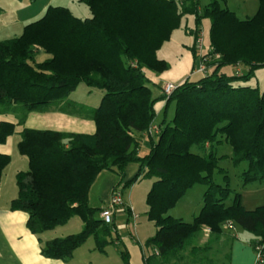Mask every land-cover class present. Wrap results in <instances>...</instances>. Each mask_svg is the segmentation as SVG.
I'll list each match as a JSON object with an SVG mask.
<instances>
[{"label":"trees","instance_id":"obj_1","mask_svg":"<svg viewBox=\"0 0 264 264\" xmlns=\"http://www.w3.org/2000/svg\"><path fill=\"white\" fill-rule=\"evenodd\" d=\"M79 2L88 7L90 18L50 6L20 36L0 40V111H21L19 125L30 113L51 108L75 115L71 109L76 105L68 99L82 83L104 92L100 105L89 114L96 127L93 134L31 128L20 134L18 152L28 158L29 169L16 176L18 196L10 209L26 212L28 229L37 236L74 217L83 222L81 232L42 243V255L66 261L91 237L100 253L120 241L114 221L106 224L104 209L91 207L89 201L91 188L104 171L120 177L114 190L121 187L122 192L138 181H153L146 202L156 233L146 242L152 253L145 264H221V255L229 263L228 242L221 240L226 228L234 225L255 237V249L264 246V205L248 210L240 193L227 204L234 192L228 176L225 186L214 182V174L225 171L212 151L215 143L225 141L232 148L234 166L248 163L242 173L244 185L264 181V89L241 84L264 68V0L246 20L218 0L203 9L199 0ZM187 15L195 17V56L202 22L211 21V50L204 57L209 73L183 81L169 96L154 98L147 72L167 71L158 52ZM40 53L49 58L38 62ZM239 66L248 72H224ZM166 99L164 117L157 124L156 105ZM153 126L158 134H150ZM15 132V124L2 122L0 144ZM146 137L151 149L141 156ZM11 161L10 155L0 154V185ZM131 164L139 165V170L125 182ZM196 185L207 187L199 214L191 222L172 217L170 211ZM120 254L130 264L127 250Z\"/></svg>","mask_w":264,"mask_h":264},{"label":"rangeland","instance_id":"obj_2","mask_svg":"<svg viewBox=\"0 0 264 264\" xmlns=\"http://www.w3.org/2000/svg\"><path fill=\"white\" fill-rule=\"evenodd\" d=\"M177 1L179 4L182 3V0ZM211 1L212 0H199L201 9ZM218 1L223 7H228L231 11H235L237 16L242 20H246L248 17H253L259 6V0ZM0 5L5 9V11H0V20H2L0 22V39L18 37L20 35L19 31L22 25H24L19 21L24 18V14H32L30 21L34 22L40 19V17H42L41 15H43L50 6L67 7L74 13V15L77 17L80 16L79 18L82 19L90 15L88 7L85 4L80 3L79 0H0ZM38 13L39 15H36ZM5 21L7 22L6 24H4ZM210 27V19H204L201 25V34L199 35V38L203 37V41L198 42L199 40H197L195 46L197 56H195L193 52L195 40L192 36L194 30H196L195 17L187 15L182 19L180 28L172 34L171 39L166 42L158 52L159 58H163L167 62V71L163 74L147 72L152 79L150 85L154 98H157L164 93L163 87L166 83H173L178 86L181 82L187 79L196 81L203 76L201 74H194V70L199 67L201 61H204L205 55H207L210 50ZM187 28L189 29L187 30ZM196 35H198V33H196ZM47 58H49L48 55L40 53L37 57V61L43 62ZM224 72L229 75H243L248 72V69L246 67H240V70H238L237 67H226L224 68ZM241 84L258 87L261 90L264 89V68L257 70L249 80L241 81ZM103 96V91L91 88L85 83H82L74 92H72L68 99V101L76 105L75 108L71 109L72 112H76L75 115L64 114L60 111H58L57 114H52L53 108L45 113L32 112L28 115L25 124L19 126L17 131L20 133L23 128L27 127L37 130H56L62 132L93 134L96 127L92 119L89 118V114L92 108H96L100 105ZM166 102L167 99L158 101L156 105L158 118L156 121L160 122L163 119ZM46 113L50 115H44ZM173 115L174 104L169 108L168 117L171 118ZM55 116L60 117V119L57 120ZM18 136H20V134ZM193 151L198 152L199 150L194 148ZM212 151L217 157L221 158L219 166L225 171V173L216 172L213 177L214 182L217 185L225 186L226 183H228L225 180V176H228L230 188L234 192L227 201V204L231 205L233 203L234 194L240 193L242 195L243 205L246 209L253 210L258 206L264 205V194L259 193V190L264 189V181H258L247 186L243 183L242 173L248 168V163L244 162L238 167L234 166L231 161L232 148L225 141L215 143L212 146ZM16 167L17 166L14 165L12 168L15 169ZM152 183V180H142L123 189L125 201L128 205L133 207L135 213L139 217L137 218L136 224L133 219L129 223L124 222V220L120 221L118 224L117 235H121V240L123 242H120V245H108L106 253H100L97 250L94 251L95 240L91 237L84 247L85 256L82 257V259H86L84 264H125L124 259L120 254V250H126L125 243L142 247L147 255L152 253V249L146 247V242L156 233L154 223L149 221L147 216L149 208L146 198ZM206 190V186L196 185L182 198L178 205L171 210L169 214L175 218H182L185 222L193 221L194 217L199 214L203 207V196ZM125 207L127 206L125 205ZM67 226L68 227L55 229V231H52L53 233L50 234H58L60 235L59 237L77 234V232H80L82 229V221L79 217H74ZM70 226L75 228L73 230H68ZM237 228L239 232L243 231L239 226H237ZM205 234L208 233L205 232ZM204 239H207V235H204ZM90 250L94 252L93 256L89 255Z\"/></svg>","mask_w":264,"mask_h":264},{"label":"crops","instance_id":"obj_3","mask_svg":"<svg viewBox=\"0 0 264 264\" xmlns=\"http://www.w3.org/2000/svg\"><path fill=\"white\" fill-rule=\"evenodd\" d=\"M2 10L5 11V9H3V7L0 5V11ZM44 14L45 13H43V15ZM36 15H39V13ZM23 16L24 18L19 21L22 22V24H24L22 25L19 31L20 35L23 33L25 26L31 23L30 20L32 18V14L30 13L24 14ZM90 17H91V13L88 17H85L83 19ZM1 21L2 20H0V22ZM6 23L7 22L5 21L4 24ZM188 29L189 28H187V30ZM0 40H5V39H0ZM210 50H211V46H210ZM159 59L165 60L163 58H159ZM237 69L240 70V66ZM52 111H53L52 114H57L59 109L53 108ZM19 113H21V111H19ZM19 113L16 109H14V111L12 112L0 111V124L2 122H9L16 125L15 134L9 137L5 144H0V154L10 155L12 157V161L10 165L4 170L0 185V264H84L86 259H82V257L85 256L84 247L86 243L81 248H79L70 259L66 261L44 257L41 253L42 243L52 240L54 238H60L59 237L60 235L50 234L53 233L52 231H55V229L52 231L45 232L40 236L34 235L28 229L27 226L29 215L23 211H12L10 209L11 202L14 199H16L18 196V186L16 182V176L19 172H26L29 169L28 158L20 155L17 147L18 143L21 140V136L18 135L21 134L22 132L21 131L19 133V131H17L18 127L21 126L18 123ZM44 115H50V114L46 113ZM55 118H57V120L60 119V117L58 116H55ZM160 122L156 121L157 124H159ZM150 149H151L150 139L147 137L142 139L140 155L144 156L148 154ZM14 165L17 166L15 169L12 168ZM138 170H139V165L137 164L129 165L126 169L125 182L134 178L137 175ZM119 183H120V177L118 175L108 171L102 172L98 176L96 182L94 183L90 191L89 201L91 207L102 208V209L107 208L110 205L111 197L114 192V189L118 186ZM259 193L264 194V189L259 190ZM125 205L127 207H125ZM125 205L123 206L124 208L118 207L114 210V224L116 226L117 231H118V224L120 221L124 220V222L129 223L132 219L134 220L133 214L137 215L133 207L128 205L126 201H125ZM128 209L130 210V212ZM136 222L137 220H134L135 224ZM69 223L61 227L63 228L68 227L67 225H69ZM74 228L75 227L70 226L68 230H73ZM82 229H83V222H82ZM119 238L120 241H117L114 245H119L120 242H123L121 240L122 239L121 235L119 236ZM255 240H256L255 237L250 233L244 230L239 232L236 225L226 228V232L224 234V237H222L221 242H228L226 252L229 253L231 259L230 262L227 263L226 257H224V255H221L220 258L221 264L222 263L223 264H264V262L258 259L257 250L254 248L253 245ZM201 241L204 242L205 239L202 238ZM125 244H126L125 245L126 250L128 252L129 263L145 264V257L147 256L146 251L142 247L133 244H127V243ZM95 250L96 249H94V251ZM89 255L93 256L94 252L90 250Z\"/></svg>","mask_w":264,"mask_h":264},{"label":"built area","instance_id":"obj_4","mask_svg":"<svg viewBox=\"0 0 264 264\" xmlns=\"http://www.w3.org/2000/svg\"><path fill=\"white\" fill-rule=\"evenodd\" d=\"M203 37L199 38L198 42H202ZM206 56V55H205ZM209 73V67L206 64V59L199 64V67L194 70V74H201V75H207ZM177 88V85H174L173 83H166L163 87V91L166 95L172 94V92ZM159 129L157 126H153L152 129L150 130V134H158ZM125 205V200L123 196V192L121 187L117 188L114 190L112 197H111V202L110 205L105 208L102 211V218L106 224H112L114 221V210L118 207H123ZM134 220H137L138 216L133 214ZM206 233H209V230H206ZM257 253H258V259L262 262H264V246L260 245L257 246L256 248Z\"/></svg>","mask_w":264,"mask_h":264}]
</instances>
